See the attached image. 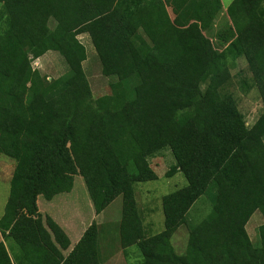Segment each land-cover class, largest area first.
Segmentation results:
<instances>
[{"label": "trees", "instance_id": "trees-1", "mask_svg": "<svg viewBox=\"0 0 264 264\" xmlns=\"http://www.w3.org/2000/svg\"><path fill=\"white\" fill-rule=\"evenodd\" d=\"M221 7V0H0V156L15 160L3 236L36 232L37 197L69 192L79 175L93 215L121 196V216L93 219L60 264H102L119 250L133 255L129 264H264V224L258 245L246 231L254 211L264 216V0H232L230 18L216 28ZM81 33L102 74L115 77L109 94L92 96ZM49 50L69 68L52 80L31 65ZM240 57L263 104L250 126L229 90ZM164 148L175 159L166 176L179 171L186 184L162 196L163 229L148 235L134 184L157 178L147 157ZM210 184V211L197 217L194 203ZM46 223L66 248L64 230ZM185 224L178 253L171 236ZM0 264H12L3 242Z\"/></svg>", "mask_w": 264, "mask_h": 264}, {"label": "rangeland", "instance_id": "rangeland-1", "mask_svg": "<svg viewBox=\"0 0 264 264\" xmlns=\"http://www.w3.org/2000/svg\"><path fill=\"white\" fill-rule=\"evenodd\" d=\"M231 1L232 0H221L222 7L215 16L214 20L216 28L223 27L227 23V19L230 18V15L226 12V10ZM168 10L171 13L170 8ZM77 37L84 44L86 49V59L83 61L82 65L92 96L97 98L102 95L109 94L111 92L110 83L115 80V77L102 74L99 58L88 34L81 33ZM31 65L42 75H45L48 80L61 77L69 71L64 58L58 52L53 50H49L37 58H32ZM230 70L232 83L229 86V90L237 100L238 107L244 115L246 125L250 126L263 110V104L259 91L257 86L253 83L251 76L252 73L246 60H244V57H240L237 60V63L232 66ZM240 77L245 79L246 84H249V90H245L240 85ZM147 161L150 167L155 171L157 178L154 180L135 183L134 191L137 206L143 219L144 229L148 235H151L163 229V213L161 208L162 196L184 186L186 184V180L179 171L174 172L168 177L166 176L165 173L167 170L175 163V159L169 148H164L153 155H149L147 157ZM0 162L1 166H3L2 168L6 170V174L8 176H10V174L12 175L11 172H13L15 160L8 156L1 155ZM5 186L8 197L9 184L7 182L5 185L4 181L0 180V187L4 188ZM214 196L215 189L210 184L208 185L205 193L194 203L196 209H199L196 215L197 217H204L210 211ZM53 197L52 201H48L41 196L38 202L39 207L42 212H47L49 214H53L54 216H56V213H60L63 219H66L65 222L68 224L64 226L65 231H67L68 226L73 222H77V224L87 222V224H89L94 219L98 224H103L107 221H117L121 216V196L116 197L99 214L93 215L90 205L88 204L89 200L87 198L85 187L83 186V179L79 175L74 176L73 186L69 192H62ZM77 209L78 215H81L80 217H82L81 219H78L74 215ZM193 212L195 211L193 210L188 214V223H191L193 220ZM57 219L60 220V217H57ZM261 224H264V216L260 213V211L256 210L253 212L246 224V231L249 238L255 245L259 244L257 230ZM187 235L188 227L186 224L181 225L172 234L171 243L173 244L176 252H184ZM71 238L73 239L74 235H71ZM105 249L106 251L111 250V248L107 247H105ZM134 249L137 252V256L140 257L138 250L136 248ZM115 253L119 254V251ZM105 255L106 264H129L128 261L132 262L134 260V257H131L133 255H129L130 257L127 258L124 257V255H120L119 257L108 253Z\"/></svg>", "mask_w": 264, "mask_h": 264}, {"label": "crops", "instance_id": "crops-1", "mask_svg": "<svg viewBox=\"0 0 264 264\" xmlns=\"http://www.w3.org/2000/svg\"><path fill=\"white\" fill-rule=\"evenodd\" d=\"M2 167L3 166L0 164V180H3L6 185L7 182L9 184L11 174L8 176L6 174V170ZM40 197L41 195L37 197V205L40 216L33 218V221L36 224V232L24 235L9 230L7 231V234L3 236L0 231V242L4 243L12 264H60L63 257H65L70 251L85 227L88 225L87 222H81L78 224L77 222H73L68 226L67 231H65L64 226L68 225L65 222L66 219H63L60 213H56V216H54L53 214L42 212L38 204ZM6 200V186L4 188L0 187V217L4 212ZM52 200L53 199L48 201ZM78 209L75 211L74 215L78 219H81V215H78ZM46 217H49L66 233L69 238V245L66 248H63L59 241L55 240L53 232H51L50 228L47 226ZM57 217H60V220H58ZM71 235H74L73 239L71 238ZM113 255L119 257L120 255H123V253L119 250V254L114 253ZM102 264H106V261Z\"/></svg>", "mask_w": 264, "mask_h": 264}, {"label": "clouds", "instance_id": "clouds-1", "mask_svg": "<svg viewBox=\"0 0 264 264\" xmlns=\"http://www.w3.org/2000/svg\"><path fill=\"white\" fill-rule=\"evenodd\" d=\"M34 68V67H33Z\"/></svg>", "mask_w": 264, "mask_h": 264}]
</instances>
